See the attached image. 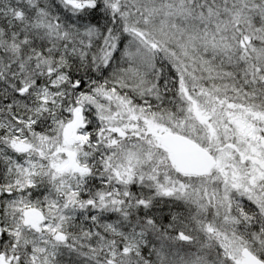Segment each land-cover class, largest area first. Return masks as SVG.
Wrapping results in <instances>:
<instances>
[{
  "label": "snow or ice",
  "instance_id": "snow-or-ice-1",
  "mask_svg": "<svg viewBox=\"0 0 264 264\" xmlns=\"http://www.w3.org/2000/svg\"><path fill=\"white\" fill-rule=\"evenodd\" d=\"M0 264H264V0H0Z\"/></svg>",
  "mask_w": 264,
  "mask_h": 264
}]
</instances>
